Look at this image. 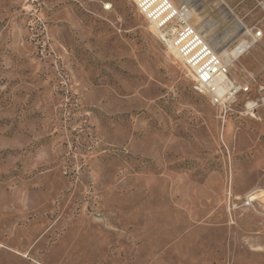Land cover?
<instances>
[{"label":"rangeland","instance_id":"374dc122","mask_svg":"<svg viewBox=\"0 0 264 264\" xmlns=\"http://www.w3.org/2000/svg\"><path fill=\"white\" fill-rule=\"evenodd\" d=\"M206 22L262 30L230 71L263 84L264 0ZM263 187L264 110L221 116L131 0H0V264H264V197L229 198Z\"/></svg>","mask_w":264,"mask_h":264},{"label":"built area","instance_id":"2783aa9c","mask_svg":"<svg viewBox=\"0 0 264 264\" xmlns=\"http://www.w3.org/2000/svg\"><path fill=\"white\" fill-rule=\"evenodd\" d=\"M140 14L154 29L160 43L182 63L192 80L193 90L205 95L221 116L238 115L257 119L264 110V83L256 76L243 81L232 77V64L247 53L263 37L262 30L256 32L245 28L235 47V55L223 57L192 23L194 7L190 3L176 5L172 0H131ZM111 8L110 3L103 4ZM240 207H252L264 197V187L252 189L242 196L229 198Z\"/></svg>","mask_w":264,"mask_h":264},{"label":"bare ground","instance_id":"6f19581e","mask_svg":"<svg viewBox=\"0 0 264 264\" xmlns=\"http://www.w3.org/2000/svg\"><path fill=\"white\" fill-rule=\"evenodd\" d=\"M189 1L188 0H185L184 1V3H188ZM191 2H192V5H193V7L195 8V7H197L198 5H199V0H191ZM232 13L230 12V15H231ZM232 16H234L233 14H232ZM239 22V21H238ZM195 25V24H194ZM197 26V25H196ZM211 26V24H209V22H206L205 24H204V26H202V27H197L201 32H202V34L204 35V37H206V39L210 42V44L217 50V52L220 54V55H222L223 57H226L227 55H235L239 50H240V47L238 46V47H234L233 49H227V48H225V46H224V44L222 43V44H220V45H216L217 43H218V41H216L217 43H214L213 42V39L212 38H210L209 36H208V31H209V27ZM242 27V29L244 28V26H241ZM246 28V27H245ZM244 28V29H245Z\"/></svg>","mask_w":264,"mask_h":264},{"label":"crops","instance_id":"0c3cea01","mask_svg":"<svg viewBox=\"0 0 264 264\" xmlns=\"http://www.w3.org/2000/svg\"><path fill=\"white\" fill-rule=\"evenodd\" d=\"M183 1H184V0H183ZM188 1H189L188 3L192 4L191 0H188Z\"/></svg>","mask_w":264,"mask_h":264}]
</instances>
